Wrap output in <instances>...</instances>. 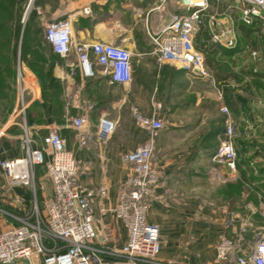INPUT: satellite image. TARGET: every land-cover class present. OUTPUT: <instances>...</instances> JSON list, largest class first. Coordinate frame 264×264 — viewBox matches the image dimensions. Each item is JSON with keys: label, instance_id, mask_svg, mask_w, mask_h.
Masks as SVG:
<instances>
[{"label": "crops", "instance_id": "1", "mask_svg": "<svg viewBox=\"0 0 264 264\" xmlns=\"http://www.w3.org/2000/svg\"><path fill=\"white\" fill-rule=\"evenodd\" d=\"M145 2L149 1L38 0L34 4L28 0L24 4L20 35L28 12L33 10L36 20L28 24L41 29L40 47L50 56L43 63L44 69L53 78L42 83L40 75L21 60L22 86L28 102L26 122L39 146L44 145L43 138L51 130L64 138L66 149L81 166L78 185L82 192L106 190L104 198L92 197L98 220L95 226L107 236L108 246L119 248L127 230L113 209L119 187L131 170L124 155L150 138L149 130L137 123L134 112L159 118L163 127L153 136L151 158L158 181L146 213V221L158 225L160 232L156 264H229L217 259L220 237L234 235L242 222L247 223L248 232L257 230L252 227V220L257 214L255 204L261 203L259 192L264 189V75L235 70L237 66L234 69L220 55L222 47L208 41L207 29L203 30L207 36L201 32L197 38L203 43V50L216 48L214 59L222 68L208 63L210 55L204 51V76L170 62H158L150 40L127 42L114 38L131 35L134 12L144 8ZM214 2L211 1L208 13L215 12L219 20L234 24L222 10L223 4L231 0H222L219 9L213 7ZM85 7L90 13H83ZM169 14L167 10L159 14L164 23ZM66 18L72 22L73 43L105 41L128 48L132 52V80L111 83L97 64L94 75L86 77L74 52L65 57L54 53L44 40V27ZM160 24L163 23L158 19L156 25ZM20 46L21 36L18 58ZM224 88L229 91L227 95L233 100L235 111L226 102ZM221 105L228 107L234 125L238 152L235 172L212 159L225 130L226 115L220 111ZM77 117L84 119L80 130L74 126ZM101 117L115 124L106 141L96 136ZM15 122L13 115L0 121L6 130V135L0 137V157L23 154L19 142L21 129ZM83 136H90L84 144ZM24 188L27 187L12 188L17 198L23 195ZM27 213L30 212H22L21 216ZM11 223H16L13 217L0 214V231Z\"/></svg>", "mask_w": 264, "mask_h": 264}, {"label": "built area", "instance_id": "2", "mask_svg": "<svg viewBox=\"0 0 264 264\" xmlns=\"http://www.w3.org/2000/svg\"><path fill=\"white\" fill-rule=\"evenodd\" d=\"M211 1L177 0L179 10L170 13L167 22L164 23L159 16L163 24L147 29L158 62H170L193 74L207 75L204 52L195 44L204 29L208 30V41L213 46H237L235 25L219 20L215 12L208 13ZM214 1L220 3L222 0ZM233 1L235 4H230L229 8L239 10L241 23L249 25L254 20L264 19V0ZM239 2L246 5L239 7ZM83 13H90V9L83 8ZM43 32L44 40L54 53L62 57L72 52L76 54L84 76H93L94 64H97L109 76L111 83L125 84L132 80V52L128 48L105 41L73 43L69 18L47 23ZM204 44L207 45V42ZM251 55L253 60H259L256 50H252ZM16 81L21 91L13 117L21 129L23 154L0 157V172L8 188L23 186L34 191L35 167L44 164L51 192L45 202L44 220L36 212L14 216L16 223L0 231V264H156L160 232L158 225L146 221V213L153 186L158 181L151 158L153 136L163 127L161 120L134 112L137 123L149 130L150 138L124 155L131 170L119 187L113 213L123 221L127 236L119 248H114L107 245V236L96 229L98 220L92 206V197L104 198L106 190H80L78 177L81 166L73 153L66 149L65 140L57 131L51 130L44 136L43 146L37 144L26 122L28 102L20 67ZM219 109L226 115L225 130L212 159L235 172L238 152L234 125L229 119L228 107L221 105ZM83 122L82 117L75 118V128L80 130ZM114 128L112 120L101 117L96 130L97 138L106 141ZM5 135L6 130L0 126V137ZM89 139L90 136H83L82 144ZM216 250L217 259L229 264H264V228L248 232L247 223L242 222L234 235L220 237Z\"/></svg>", "mask_w": 264, "mask_h": 264}, {"label": "rangeland", "instance_id": "3", "mask_svg": "<svg viewBox=\"0 0 264 264\" xmlns=\"http://www.w3.org/2000/svg\"><path fill=\"white\" fill-rule=\"evenodd\" d=\"M147 1L149 2L144 3V8H142L141 10H136L134 12L131 35L127 38H123V36H116L114 38L125 39L127 42L141 41V40L148 41L149 37L147 34V29L148 28L151 29V27L153 28V26H155L158 23L159 14L160 13L163 14L166 10L169 11L170 13L179 10L177 0H166L162 2L159 0H147ZM228 4L234 5L235 2L231 0V2L223 4L222 10H224L225 14L230 17L229 20H231L234 23V25L237 27L236 29H237L238 43L236 47H239L237 51L238 53L230 58L231 65L233 66L234 69L235 66H237L235 70H237L240 73L244 72V73H250L252 75L258 73L264 75V19H257L254 20L252 24L243 25V23H241L239 19L240 17L239 10L236 9L235 7L226 8ZM243 4L244 3L239 2L237 5L240 7L243 6ZM155 7H159V8L154 9ZM213 7H217L219 9L222 7V4L221 3L215 4L214 2ZM150 8L151 10L148 12ZM196 42L198 43V45H201L198 38ZM252 50H256L258 52L259 60L257 61L253 60L251 55ZM53 60L57 61V59L55 58H53ZM210 61L212 66H215L216 68H222L221 65H219V62L211 59ZM20 64H21L20 57L19 58L16 57V59L12 62L11 66L14 73L13 81L12 82L8 81L9 79H7L6 81L9 82L7 97L11 98L13 105L10 112L4 119L0 117V121L6 120V118H8L10 115H13L14 113V108L17 103V97L21 91L20 89L21 87L19 88L18 83L16 81L18 68L21 67ZM226 66L229 67V65L227 64ZM241 86L243 87V85ZM248 86L249 85L246 84V86L244 87L247 88ZM11 101L10 99L4 100L2 106L4 105L8 106ZM20 141L21 138H19V142ZM34 172H35V190L33 191L30 188H24L23 195L20 196L19 198L15 196V192L13 189L7 187L5 179L0 172V214L2 216H7L10 218L14 216L18 217L21 216L22 212L28 211L30 212V214L36 212L40 219L42 220L45 219V202L49 198L51 192V184L46 175V168L44 164L36 166ZM259 197L261 203L258 202L255 204V209L257 210L256 211L257 214L254 216L252 220V227L256 229L264 228V189L259 192Z\"/></svg>", "mask_w": 264, "mask_h": 264}, {"label": "trees", "instance_id": "4", "mask_svg": "<svg viewBox=\"0 0 264 264\" xmlns=\"http://www.w3.org/2000/svg\"><path fill=\"white\" fill-rule=\"evenodd\" d=\"M28 0H0V117L4 119L10 112L13 102L11 98L7 97L8 81H13V69L12 62L18 56V40L21 36V46H20V58L24 61L31 69H33L38 75L43 83V80L51 79L52 77L48 74V70L44 69V62L50 59V56L45 55L42 52L43 48L40 47L41 43V29L39 27L31 28L29 27L30 22L36 20V15L33 10H30L27 15L26 24L20 35V19L23 14L24 4ZM38 0H33V3H37ZM244 25V24H243ZM242 25V26H243ZM202 36H207L206 31H202ZM200 42V41H199ZM198 45L200 49L203 48V43ZM216 49V48H215ZM203 50L206 54L210 55V59L215 60L216 50ZM239 47L235 48H224L221 49V54L223 58H230L238 51ZM207 59L208 63H211L210 59ZM40 63L42 64L40 66ZM9 79L8 81H6ZM226 88H224L225 90ZM226 102L232 111H235L233 100L228 97L229 91L225 90ZM231 92V91H230ZM10 104L2 106L4 100H9ZM27 110V109H26ZM3 158V157H1Z\"/></svg>", "mask_w": 264, "mask_h": 264}]
</instances>
